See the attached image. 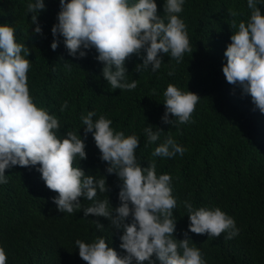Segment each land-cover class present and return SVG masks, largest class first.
Masks as SVG:
<instances>
[{
  "label": "clouds",
  "instance_id": "9594fccd",
  "mask_svg": "<svg viewBox=\"0 0 264 264\" xmlns=\"http://www.w3.org/2000/svg\"><path fill=\"white\" fill-rule=\"evenodd\" d=\"M187 1L164 0L158 12L157 0H59L49 31L38 20L45 0H27L30 28L0 20V189H15L13 202L0 200L8 210L3 236L17 239L23 216L36 219L56 206L103 217L120 233V251L102 235L76 239L85 264H207L189 234H240L237 204L264 181V0H246L250 14L238 25L232 20L230 37L198 35L202 62L181 17ZM185 53L199 78L218 76L229 88L226 108L198 114L200 94L168 81L164 128L142 130L155 101L134 93L138 76L172 60L179 65ZM60 90L74 102L70 109L62 102L64 114ZM243 95L253 103L247 110ZM226 116L238 119L236 127L226 128ZM238 149L258 163L247 167ZM7 261L0 242V264Z\"/></svg>",
  "mask_w": 264,
  "mask_h": 264
},
{
  "label": "trees",
  "instance_id": "16d2710c",
  "mask_svg": "<svg viewBox=\"0 0 264 264\" xmlns=\"http://www.w3.org/2000/svg\"><path fill=\"white\" fill-rule=\"evenodd\" d=\"M163 2L164 0H157L158 12L161 11ZM187 2L185 13L181 17L190 30L189 40H192L200 62L204 60L205 52L196 39L198 35L210 32L230 37L237 30V28H232V20L235 19L238 25L240 20H246L250 14L246 0H188ZM26 4L27 0H0V20L12 17L24 27L30 28L32 14L26 13ZM45 4L46 9L41 11L38 20L51 31L52 23L56 21L59 11V0H45ZM259 7L264 14V6ZM229 10L236 11L238 15L230 16ZM163 12L164 10L160 14L163 15ZM222 43L223 38H220L219 47ZM186 55L187 53L179 65L172 60L170 64H162L158 73L142 71L138 76V86L134 89V93L142 98H146L150 94L155 101V107L142 118V130L147 124L164 128V124L161 122V116L165 111L162 104V93L163 86L168 81H173L177 87L184 91H191L198 96L200 94L201 103L197 110L198 114L204 113L208 108H226L222 97L225 96L229 88L218 76L207 80L199 78L194 73L192 61L187 60ZM169 60L170 57L163 56L164 63H168ZM91 61L95 65L100 63L96 62L93 56H91ZM173 69L174 75L169 76L168 71ZM58 96L60 98L59 112L60 106L65 100L69 102L68 109L74 106L72 98L64 90H60ZM238 101L246 110L253 106L251 99L245 95ZM170 118H173L171 114ZM236 122H238L236 117L231 119L230 116H226V128H231L232 124L236 127ZM186 131H190V129H186ZM141 139V141L146 139L143 132ZM236 153L247 167L253 168L258 163L256 158L244 154L240 149ZM14 193L15 189L13 188L0 189V200L13 202ZM240 194L244 197L247 196V193L244 192H240ZM109 200L113 207L119 205L115 200ZM2 201H0V219L3 220V214L8 213V210ZM90 203L89 201L88 206ZM237 205L239 210L235 211V215L240 218V222L236 221L237 227L240 228V234L235 238L225 239V233H221L220 237H208L207 234H203L200 238L189 234L195 246L204 253L207 264H264V181L260 184L255 195ZM50 211L36 219L23 216L24 226L18 227L15 231L18 240L3 236L0 232V242L3 243L8 255L7 264H85L86 262L79 257L74 241L76 239L91 241L97 235L104 236L112 247L120 251V233L112 229L110 222H103V217H95L91 214L88 217H81L79 210L72 214L60 213L56 206L54 209L51 206ZM94 220H99L105 226L103 231L97 230ZM40 224H42L41 228L44 226L46 230L45 239L42 237V240L37 233ZM183 233L184 230L177 227L174 235L177 239H183Z\"/></svg>",
  "mask_w": 264,
  "mask_h": 264
},
{
  "label": "bare ground",
  "instance_id": "6f19581e",
  "mask_svg": "<svg viewBox=\"0 0 264 264\" xmlns=\"http://www.w3.org/2000/svg\"><path fill=\"white\" fill-rule=\"evenodd\" d=\"M246 109V108H245Z\"/></svg>",
  "mask_w": 264,
  "mask_h": 264
}]
</instances>
